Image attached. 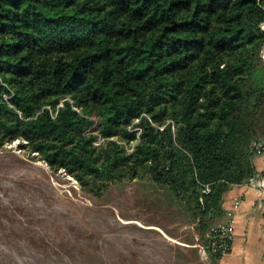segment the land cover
Returning <instances> with one entry per match:
<instances>
[{
  "label": "trees",
  "instance_id": "trees-1",
  "mask_svg": "<svg viewBox=\"0 0 264 264\" xmlns=\"http://www.w3.org/2000/svg\"><path fill=\"white\" fill-rule=\"evenodd\" d=\"M263 24L264 0H0V148L92 196L149 180L208 249L264 145Z\"/></svg>",
  "mask_w": 264,
  "mask_h": 264
},
{
  "label": "rangeland",
  "instance_id": "rangeland-1",
  "mask_svg": "<svg viewBox=\"0 0 264 264\" xmlns=\"http://www.w3.org/2000/svg\"><path fill=\"white\" fill-rule=\"evenodd\" d=\"M25 143L0 148V264L207 263L194 224L149 180L92 196Z\"/></svg>",
  "mask_w": 264,
  "mask_h": 264
},
{
  "label": "crops",
  "instance_id": "crops-1",
  "mask_svg": "<svg viewBox=\"0 0 264 264\" xmlns=\"http://www.w3.org/2000/svg\"><path fill=\"white\" fill-rule=\"evenodd\" d=\"M256 173L250 182L233 184L224 193V214L232 211L235 234L231 248L220 257L210 258V251L198 239L206 264H264V150L253 158ZM237 202V206L233 207Z\"/></svg>",
  "mask_w": 264,
  "mask_h": 264
},
{
  "label": "built area",
  "instance_id": "built-area-1",
  "mask_svg": "<svg viewBox=\"0 0 264 264\" xmlns=\"http://www.w3.org/2000/svg\"><path fill=\"white\" fill-rule=\"evenodd\" d=\"M138 122H139V118H135L133 123L129 125L130 130L136 132V137L131 142L124 143L128 151L133 150L135 142L139 139V133L141 131V127L137 125ZM113 138L116 139L115 137ZM105 139H106L105 137H101L98 135L94 143L99 144ZM254 146L257 154L263 152L264 145L262 141H256L254 143ZM250 181L251 178L246 182H250ZM236 206H237V202L234 203L233 207ZM234 234H235V226H234L233 214L232 211H228L222 220L210 225V227L206 232V237L208 238L207 247L209 251L219 256L226 254L231 248Z\"/></svg>",
  "mask_w": 264,
  "mask_h": 264
},
{
  "label": "water",
  "instance_id": "water-1",
  "mask_svg": "<svg viewBox=\"0 0 264 264\" xmlns=\"http://www.w3.org/2000/svg\"><path fill=\"white\" fill-rule=\"evenodd\" d=\"M264 25V24H263Z\"/></svg>",
  "mask_w": 264,
  "mask_h": 264
}]
</instances>
